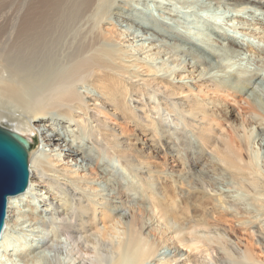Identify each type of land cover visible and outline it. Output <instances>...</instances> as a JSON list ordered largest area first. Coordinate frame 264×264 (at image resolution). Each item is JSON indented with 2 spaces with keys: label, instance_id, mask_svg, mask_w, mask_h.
I'll use <instances>...</instances> for the list:
<instances>
[{
  "label": "bare ground",
  "instance_id": "6f19581e",
  "mask_svg": "<svg viewBox=\"0 0 264 264\" xmlns=\"http://www.w3.org/2000/svg\"><path fill=\"white\" fill-rule=\"evenodd\" d=\"M11 1L0 0V125L20 135L37 131L45 146L30 152L27 190L8 198L0 264H62L63 250L72 264H218L223 258H214L216 246L233 264H264L237 248L220 223H212L222 207L218 201L232 202L228 187L215 189L216 194L208 189L212 181L229 179L232 187L250 196L254 217L264 216V173L244 158L243 141L239 138L236 144L220 123L230 109L221 94L247 95L249 110L264 120V57L253 59L258 58L261 66L242 67L241 57L251 45L241 36L208 19L199 34H192L189 25L200 27L198 13L192 19L175 14L170 22L153 15L148 4L140 8L138 3L149 0H63L53 24L49 12L33 0H21L15 10ZM211 2L228 7L227 21L251 25L252 19L243 14L255 20L264 15V0ZM99 23H109L117 31L126 27V36H119L141 42L143 53L154 50L158 58L182 54L188 60H183L181 70L160 73L165 69L159 61L135 57L123 43L103 45ZM260 51L264 53V48ZM176 75L192 80H173ZM193 80L204 87L201 93H210L208 100L193 93ZM89 85L95 87L92 92L82 90ZM103 113L133 124L148 136L143 143L156 153L177 156L179 146L189 151L196 145L199 150L189 153L191 167L187 164L188 169L176 173L154 171L143 148H131ZM248 120L253 124L254 115ZM263 125L256 137L264 145ZM230 126L236 137H250L241 136L237 125ZM114 155L137 184H124L111 168ZM70 158L75 164L65 161ZM168 180L182 188L183 199L185 195L180 214L170 202ZM41 187L48 188L45 194ZM136 200L139 212L134 204L130 211ZM256 222L264 241L262 223ZM153 223L161 241L149 236ZM27 227L36 239L11 248L13 232ZM166 242L172 245L169 252L161 251Z\"/></svg>",
  "mask_w": 264,
  "mask_h": 264
},
{
  "label": "rangeland",
  "instance_id": "374dc122",
  "mask_svg": "<svg viewBox=\"0 0 264 264\" xmlns=\"http://www.w3.org/2000/svg\"><path fill=\"white\" fill-rule=\"evenodd\" d=\"M18 1L19 0H12L11 1L12 3L9 4L13 10H15L16 7L20 8L22 1L20 0L21 1L20 3ZM51 1H52V4L50 5L49 2H46V3L41 2L42 3L41 4L40 0H33V2L36 5L37 4L41 5V10H45V11L49 12L48 13V16H49L48 20H49V23L53 24L57 20L58 10L60 11L63 9V0H51ZM163 1H165V2L164 3L163 2L158 3V2H155L154 0H149L145 3L140 2L138 4H139L140 8H143V9H146L147 4H148L153 11V15L155 14L156 17H159L161 19L164 17L165 19L169 20L170 22L174 21L173 18H174L175 14L181 15V17H188L189 19L190 18L192 19V18H194L193 17L194 14L198 13L197 17L199 19L198 23H199L200 27L195 28L192 26V24L189 25V27H192V28H189V30L192 31V34H199L204 29V27H206V25H205L206 20L208 19L209 22L217 24L220 28L225 27L224 29L227 30L228 32L233 33V34L237 35L238 37L241 36L240 38L242 40L246 41L247 44L251 45V46H249V49H247L241 57L239 64L242 63L241 64L242 67L256 66V65L261 66L262 62L261 61L257 62L258 58H257V60H253V59L255 56L264 57V53L262 51H260V49L262 50L264 48V15L261 16L260 20L259 19L255 20V19H253V17H251V15H249V13L243 14V16L245 15L244 17H246L248 20L250 18L252 19L251 25H247L246 23H241L240 21H238V19H234L233 21H227L226 16L229 13L227 10L228 7L226 5H215L211 2V0H194V4H193L194 6L191 4V5H189L190 7L184 6L181 2H179V0H175L176 2H174V0H169V1L163 0ZM166 2L173 3V4L172 5L166 4ZM196 2H198V3H196ZM209 2H211V3H209ZM161 4H162L163 8H159V5H161ZM53 5H54V7H56L55 11L50 9V8H54V7H52ZM210 5H212L213 7L210 8ZM188 8H191V10H193V11L191 12L190 10H187ZM50 10H52V11H50ZM190 14H192V15H190ZM97 29H100L99 31L104 30V31H102V35H103L102 36V43H104L103 45L106 44L108 46L113 47V46L121 45L123 43V45H127V47L129 49H131V50L133 49L135 57H138L141 59L143 58V60L144 61L146 60V62L148 61V62L157 63L159 61L158 66L161 67L162 69H165V70H162L160 73H165V75H167V74L169 75V72L172 71L171 68H175V69L178 68L179 70H181L180 68L184 67V64L182 63L183 60L186 58L188 60V57H186L182 54L181 55H175V56L170 58V56L172 54L165 55L166 54L165 53L163 55V57L160 56L158 58L159 55L152 54L154 52V50H152V51L147 50L146 53H143V51L141 50V45H142L141 42L132 43L133 41H129V42H128V40L124 41L123 35L125 33L126 27H118V31H117V30H114L115 27H113V25H111L109 23H101V24L99 23ZM104 33H106V34L104 35ZM119 34H123V35L120 37ZM124 36H126V35H124ZM150 54H152V55H150ZM262 68H263L262 72L264 74V66ZM179 70H177V71H179ZM174 76L171 77L173 80H178V81H184L185 80L184 82H188L189 80H192V78H188V77L185 78V76L184 77H180V76L178 77L177 75H176V77H174ZM113 83L116 87L118 86V84H116L114 81H113ZM190 84L193 86V93L195 92L194 93L195 95H197V96L199 95L201 100L202 99L208 100L210 98L209 97L210 93L205 95L204 92H202V93L200 92V89L202 90V87H203V86L200 87L201 83L197 82L196 80H193V81H190ZM89 86L90 87H88V86L83 87L82 90L92 92V90H94L95 87L93 88L92 85H89ZM195 89H197V90H195ZM222 95L223 94H221L220 98L223 101H225V103L228 104L230 109H229V114L227 115V120L221 119L220 123L225 127L226 133L229 135V138L236 140V144L238 143L237 141L239 140V138L243 141L244 146L242 147L241 152H242L244 158L248 161H252L256 165V167L261 172L264 173V145H263V142L261 140V137H256V135L259 134L258 126L262 123L264 124V120H261L262 116H260L257 113L249 110L250 105H249V99H248L247 95L235 94V96H230V97H227V96L225 97ZM221 114H223V113L221 112ZM252 115H254L255 120H254L253 124L249 125L248 119ZM101 116H103V118L106 121H108L113 127H116V129L118 130V133H120L121 135L124 136V137H121V139L123 141L125 140L128 144H130L131 148H133V149L134 148H141V147L143 148L144 154H145L144 156L146 157V158L144 157V159L149 164H151V167L154 171H156V172L158 171L162 174L165 173L164 171L170 172V173H172V171H173V173H176V171H178V170H183L184 168L188 169L187 166L191 167L190 157L192 154L190 155L189 153L192 152V150L194 152H196V150L198 149L196 145H194V147L192 149H190L189 151H184V150H182V147L179 146L178 150H180V153L177 156H172V155H169L168 153H165V152L156 153L148 144L146 145L143 143L144 141L145 142L147 141L146 139L148 136H146L144 133L140 132V130L138 128L134 127L133 124H127L124 120L120 119L119 117L113 116L112 114L103 113V114H101ZM231 123L233 125L238 126L237 128H239L238 131H239V134L241 136L246 135V136H250V137H236L233 128L230 126ZM22 136L27 137L31 141V143H33V146L30 149V152H34L35 150H38V149L42 150V148L45 146V142H44L43 138L37 133V131H35V133L34 132L28 133L27 135L23 134ZM245 139H246V141H249L248 144L244 143ZM49 148L50 147L48 146L47 149H49ZM30 152H29V168H30V164H31ZM110 158H112L109 160V164H110L111 168L112 169L114 168L115 173H117L119 175V177L122 179L124 184L125 183H127L128 185H133L135 183L137 184L136 177L133 175L132 172H130L127 169L122 167L121 163L118 162L119 160H118V157L116 155H114ZM65 161L66 162L69 161L70 164H75V162H76L72 158L66 159ZM206 161L210 162V159H206ZM30 180H31V170H30ZM229 181H230L229 179L219 178V179H217V181L211 182L212 186H210L211 185L210 184L209 185L210 188L208 186V189L210 190V192L212 194H216L215 189L226 190L228 187L227 190L229 191V195L232 196V197H230V198H232L231 203L222 202L223 201L222 199L218 201V202L221 201L223 204L220 202V204L222 205L221 209L219 207L220 210L218 209L216 211L217 213L215 212L214 216L212 215L213 216L212 217L213 218L212 223L213 224L215 222L220 223L219 226H221L225 230L226 234L231 239L232 243L237 248H239L242 252L248 251V252L252 253V255L255 257V259H257L259 261H264V241L262 240V238L261 239L259 238L260 237L259 231L256 227V224L258 223V222H256V220L260 219L262 226H263V229H264V216L258 215V217H254L256 215V213L253 212V211H255L253 209L256 207H255V205L252 204L250 196L247 194L246 191L241 190V189L239 190L237 188L235 189V187H232ZM166 182H167V185L169 186L167 188V190H168L169 194L171 195V201H170L171 204L174 205L177 209L182 208L184 206V204H182V203H184V201H185L184 200L185 195H184V199L182 198L183 197L182 192H181L182 188L176 189V188H174V186L171 185V182L169 180ZM233 188H234V190H233ZM40 189H42V192H43L42 194H45V192L48 190V188H43V187H41ZM183 189H185V188H183ZM212 189H213V191H211ZM240 191H242V192H240ZM231 192L232 193L234 192L233 195ZM234 194H235V196H234ZM222 197H224V195ZM136 201H137V203H136ZM136 201H132V203L129 205L130 208H131V206H133V204H134V206H136V208L139 206L138 204L140 201H138V200H136ZM175 201H176V203H175ZM250 201H251V203H250ZM179 206H181V207H179ZM210 206H211V204H210ZM136 210H137L136 212H139L138 208ZM178 210L177 211L179 213L180 209H178ZM130 211H132V208L130 209ZM245 211H251V213L250 212L246 213ZM187 212H190L192 214V211H186V213ZM190 213H187V215L188 214L190 215ZM250 220L253 221V223ZM153 224H154L153 227H151L153 229H151V230L149 229L150 230L149 236L154 237L156 239V241H161L160 240L161 235H160V233H158L159 231L158 232L156 231L157 230L156 229L157 224L156 223H153ZM33 235L28 233V227L23 229V230H16L15 232H13V237L11 239V243H10L11 248L18 249V247L20 248L21 245L24 243L30 244L32 241H34L36 239V237L34 238ZM162 246H163V248H162ZM162 246L160 248H162L161 251H163V252H169L172 249V245L168 244V242L164 243ZM62 254H61L63 256V263L62 264H72L73 263L71 261V256L68 252L63 250ZM212 254H213L214 258L219 257V256H221L223 258L220 261L217 260L218 264H233L232 262L227 260L225 255L223 256V254L218 251L217 246L212 249ZM9 263H11V261H9ZM15 264H21V262L17 261Z\"/></svg>",
  "mask_w": 264,
  "mask_h": 264
},
{
  "label": "water",
  "instance_id": "95a60500",
  "mask_svg": "<svg viewBox=\"0 0 264 264\" xmlns=\"http://www.w3.org/2000/svg\"><path fill=\"white\" fill-rule=\"evenodd\" d=\"M32 146L27 137L0 125V236L5 227L8 198L28 188Z\"/></svg>",
  "mask_w": 264,
  "mask_h": 264
}]
</instances>
